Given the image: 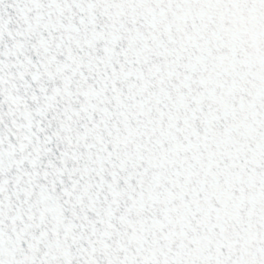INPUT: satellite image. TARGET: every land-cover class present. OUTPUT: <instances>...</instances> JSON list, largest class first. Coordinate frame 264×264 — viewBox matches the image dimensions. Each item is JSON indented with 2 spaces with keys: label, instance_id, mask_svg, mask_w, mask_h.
I'll use <instances>...</instances> for the list:
<instances>
[{
  "label": "snow or ice",
  "instance_id": "snow-or-ice-1",
  "mask_svg": "<svg viewBox=\"0 0 264 264\" xmlns=\"http://www.w3.org/2000/svg\"><path fill=\"white\" fill-rule=\"evenodd\" d=\"M0 264H264V0H0Z\"/></svg>",
  "mask_w": 264,
  "mask_h": 264
}]
</instances>
